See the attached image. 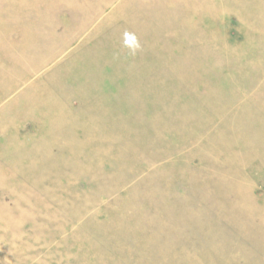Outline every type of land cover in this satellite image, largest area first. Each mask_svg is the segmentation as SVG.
Returning a JSON list of instances; mask_svg holds the SVG:
<instances>
[{
  "label": "rangeland",
  "instance_id": "rangeland-1",
  "mask_svg": "<svg viewBox=\"0 0 264 264\" xmlns=\"http://www.w3.org/2000/svg\"><path fill=\"white\" fill-rule=\"evenodd\" d=\"M0 264H264V0H0Z\"/></svg>",
  "mask_w": 264,
  "mask_h": 264
}]
</instances>
